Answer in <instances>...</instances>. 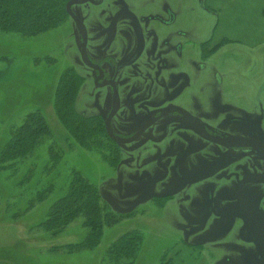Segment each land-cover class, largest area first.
Masks as SVG:
<instances>
[{"label": "rangeland", "instance_id": "374dc122", "mask_svg": "<svg viewBox=\"0 0 264 264\" xmlns=\"http://www.w3.org/2000/svg\"><path fill=\"white\" fill-rule=\"evenodd\" d=\"M211 3L209 8L215 14H207L199 8L194 12L183 9L179 12L181 22L172 28L190 29L198 38V51L205 68L201 72L192 69L185 55L174 58L167 61L173 66H167V73L160 79L161 85L175 95L176 68L181 60L193 76V89L198 93L200 89V107H209L214 114L218 92H227L225 98L237 103L231 113L246 118L247 128L264 138V0H214ZM78 11L82 15L87 13L83 8ZM94 22L92 19L91 24ZM78 56L76 35L67 17L57 27L32 37L0 32V147L25 115L35 109L42 112L49 126L30 155L3 162L6 167L0 165V264H102L106 251L114 242L132 231L139 233L142 239L134 264H224L226 255L233 260L229 264H245L251 253H239L240 263L223 250L228 234L233 235L231 241L246 242L241 236L239 222L227 233L214 236L218 233L212 234L216 224L208 220L200 235H190L186 224L191 227L192 216L183 215L186 212L183 194L163 207L156 206L149 201V192L140 193L130 167L113 169L97 151L69 145L65 139L66 130L52 105V93L63 70L72 68L87 75ZM214 72L221 78L216 76L214 80ZM119 75L126 79L121 89L126 93L128 71L121 70ZM210 91L216 97L208 98ZM77 95L74 104L77 112L95 115L104 109L84 99L81 87ZM99 96L102 98V94ZM171 102L177 103L179 99L172 96ZM128 116L124 105L123 115L117 116L115 122H129ZM230 129L242 131L239 126ZM130 147L117 146L124 154ZM52 150L61 153L60 159L52 157L54 163L50 157ZM157 150L165 148L161 146ZM202 157L198 154L192 158L199 171L208 168ZM241 161L245 168L256 171L264 180V163L247 158ZM169 167V162L163 166L165 170ZM72 171H79L97 186L99 204L111 217L99 227V243L93 247L71 252L67 248L51 251L52 246L79 243L87 234L82 215L73 218L56 234L40 226L50 206L66 193ZM216 185H220L219 181ZM195 189L199 193V188ZM253 192L255 203L259 200L264 206V182ZM38 193L43 199L27 209ZM189 198V202L196 203L192 196ZM205 202V195L200 193L195 205L196 218L202 215L198 214V209ZM201 235L203 237L194 238ZM196 240L202 245L211 244L214 254L206 247L194 245Z\"/></svg>", "mask_w": 264, "mask_h": 264}, {"label": "flooded vegetation", "instance_id": "af4514ba", "mask_svg": "<svg viewBox=\"0 0 264 264\" xmlns=\"http://www.w3.org/2000/svg\"><path fill=\"white\" fill-rule=\"evenodd\" d=\"M69 1L64 3L65 10ZM213 1L72 0L70 11L85 27V60L80 53L82 37L68 13L67 18L76 35L78 59L88 71L87 75L79 73L84 99L94 102L98 109L104 108L96 113L102 118L104 129L105 119L115 108L110 118L111 132L119 140H130L115 141L105 129L114 157L118 159L113 169L130 167L140 193L149 192V201L156 206L163 207L183 194L186 206L183 215L192 216L191 227L186 224L190 235H200L208 220L216 224L212 234L218 233L214 236L227 233L239 222L246 242L231 241L233 235L228 234L223 250L232 254L233 259L240 257L239 253L249 252L245 264H264V206L259 200L255 203L252 196L264 180L256 171L245 168L241 161L247 158L264 163V150H260L264 138L247 128L246 118L231 113L237 103L225 98L227 92H218L214 114L211 108L200 107V89L199 93L193 89V76L181 60L176 68L175 95L160 82L167 66H173L167 61L183 55L192 69L201 72L205 68L198 51V38L190 29L172 28L181 22L179 12L183 9L194 12L199 8L215 14L209 8ZM78 8L87 13L80 14ZM124 69L128 71L126 93L121 91L126 79L119 75ZM216 76L221 78L214 72V80ZM210 92L208 98L213 96ZM171 95L179 102H171ZM124 105L129 122H115L117 116L123 115ZM231 126H239L245 133L233 131ZM126 127L129 129L125 130ZM129 145L125 154L117 148ZM161 146L164 151L157 150ZM198 154L207 161L208 168L204 171L197 170L192 161ZM214 156L218 157L212 160ZM168 162L170 167L165 170L163 166ZM195 188H199V193ZM200 193L205 195L206 202L199 205L198 214L202 215L196 218L195 205ZM189 196L196 203L189 202ZM198 241L193 244L206 247L214 254L211 244L202 245ZM225 257L224 264L233 261L231 256ZM237 260L241 263V259Z\"/></svg>", "mask_w": 264, "mask_h": 264}, {"label": "trees", "instance_id": "16d2710c", "mask_svg": "<svg viewBox=\"0 0 264 264\" xmlns=\"http://www.w3.org/2000/svg\"><path fill=\"white\" fill-rule=\"evenodd\" d=\"M65 1L0 0V32L16 33L22 37H32L47 32L68 17L64 8ZM81 85L82 78L74 69L67 68L60 73L52 93L55 114L66 130L65 139L70 142V146L76 145L97 151L102 159L113 167L116 165V158L111 141L105 133L102 118L96 114L77 112L74 107ZM48 129L46 118L39 109L26 114L22 123L11 131L10 137L0 147V165L30 155ZM52 152L53 150L50 152V157L54 163L52 157L60 159L61 153ZM40 197L38 193L27 209H30L35 202L41 201L43 198ZM99 199L97 186L89 182L79 171H72L66 193L50 206L40 226L56 234L73 218L82 215V223L87 228V234L79 243L52 246L51 251L67 248L71 252L91 248L99 243L101 235L99 227L111 217L103 210ZM141 243L139 233L132 231L124 234L106 251L102 264H134Z\"/></svg>", "mask_w": 264, "mask_h": 264}, {"label": "water", "instance_id": "95a60500", "mask_svg": "<svg viewBox=\"0 0 264 264\" xmlns=\"http://www.w3.org/2000/svg\"><path fill=\"white\" fill-rule=\"evenodd\" d=\"M71 3H72V0L67 3L66 10H67V13L70 15V17L72 18L73 22L75 23V25H76V27H77V29H78L81 37H82L80 53H81L83 60H85V55H84V53H85V42H86L85 27H84L83 23L79 20V18L77 16H75L70 11ZM114 111H115V108L110 112L109 116L105 119V129H106L107 134L109 135V137H111L115 141H130V140H119L117 137H115L112 134L111 129H110V118H111ZM260 150H264V144H261Z\"/></svg>", "mask_w": 264, "mask_h": 264}]
</instances>
